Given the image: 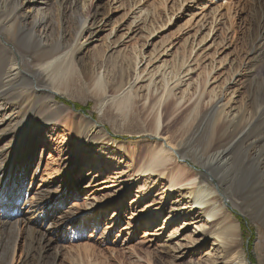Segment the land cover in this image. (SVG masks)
<instances>
[{
    "label": "rangeland",
    "instance_id": "rangeland-1",
    "mask_svg": "<svg viewBox=\"0 0 264 264\" xmlns=\"http://www.w3.org/2000/svg\"><path fill=\"white\" fill-rule=\"evenodd\" d=\"M82 5L91 7L92 11L97 7L103 15L95 26L96 35L83 40L79 64L68 77L70 88L67 84L59 88L56 101L68 110L55 132L43 141L39 169L28 181L30 201L35 202L36 194L60 177L80 139V127L88 121L86 117L92 116L104 128L105 136L93 151L80 157V167L72 177L77 192L53 217L60 232L50 235L54 243L46 258L52 261L57 254V264H212L210 255L218 254V243L212 240L206 246L201 241L212 220L203 211L189 209L188 190L174 193L161 176L140 174L145 156L135 160L134 154L157 142L150 132L140 131L155 109L156 97L152 98L151 93L154 89L157 97L162 96L164 88L160 81L178 69L183 60L191 65L193 72L192 81L175 91L176 106L181 107L175 115L178 123L189 115L193 117L192 106L195 118L198 108L219 100L221 113L217 116L225 124L240 117L239 130L246 126L251 113V94L259 88L264 91V52L252 53L259 35L257 8L251 0H83ZM52 7L56 32L63 27L68 38L75 40V17L67 10L60 11L54 1ZM135 51H141L140 57L136 58ZM135 74L140 81L130 86L127 83ZM152 74L156 75L151 78ZM97 78L107 86L101 98L95 97ZM122 84H127L123 90ZM125 95L130 96L131 102L126 111L121 105ZM28 104L24 100L15 106L25 122L39 117L27 108ZM72 104L83 107L89 104V108L86 112L78 111ZM237 112L240 114L235 118ZM258 118L248 128L253 129L255 137L251 132L244 145L256 139L264 143V114ZM217 125L216 117L213 122L202 124L195 133L215 132ZM236 168L231 180L237 187L233 186L229 195L224 187L221 191L226 197L232 196L240 207L243 203L248 206L249 213L244 207L242 212L231 209L240 225L237 250L245 253L249 264H264V219L251 212L257 205L264 217V185L249 166ZM216 182L217 179L212 181ZM170 211L177 212L178 220L164 236L156 231L167 221ZM92 216L99 220V227H95ZM237 216L243 218L246 233ZM147 217L156 219L148 222L149 225H141ZM163 243L170 245L172 254V251L161 252ZM18 245L17 262L22 258L23 238Z\"/></svg>",
    "mask_w": 264,
    "mask_h": 264
},
{
    "label": "bare ground",
    "instance_id": "bare-ground-1",
    "mask_svg": "<svg viewBox=\"0 0 264 264\" xmlns=\"http://www.w3.org/2000/svg\"><path fill=\"white\" fill-rule=\"evenodd\" d=\"M53 1L60 11L67 10L75 17V40L68 38V32L63 27L56 32ZM82 1L0 0V208L3 211V214H0V264H57V254L52 261L45 256L51 252L50 248L54 243L50 235L60 232L53 217L58 208L63 207L77 192L78 187L72 177L80 167V157L84 158L87 155L85 153L93 151L105 136L104 128L92 116L86 117L88 121H85L84 127H80V139L78 137L79 140L70 153L62 174L36 194L35 202L30 201L31 190L28 189V181L30 177H35L39 169V153L43 141L55 132L68 110L64 104L56 101L59 88L62 84L69 86L68 77L76 71L79 57L83 54V40L96 35L95 26L103 15L97 7L92 11L91 7L83 6ZM251 2L257 8L256 22L259 25V35L255 39L257 43L252 53L259 54L264 52V0ZM2 38H5L4 42ZM135 54L138 58L141 51H135ZM178 66V69L177 65L174 67L177 71L174 69L160 81L164 88L161 97H157L154 89L152 90L151 97H156L155 109L150 119H145V124L140 128L142 132L153 134L157 142L149 148L135 152L134 159L145 156L140 174L161 176L170 184L169 190H174V193L188 190L186 195L189 200L187 205L191 206L189 209L203 211L204 215L212 220V226L202 233L201 239L206 246L210 245L212 240L214 244L218 243V254L210 255L212 264H249L245 253L237 250L240 243V225L231 212V209L242 212L244 207V211L249 213L248 206L243 203V207H240L239 202H233L232 196L226 197L222 193L221 187L225 188L228 195L232 193L234 183L231 178L238 166H249L251 173L255 177H261L264 185V143L261 144L263 140L256 139L251 144H243L251 132L255 137L253 129L248 128L264 114L263 88L251 94V113L242 130H239V112L235 117H239V120L231 124H225L221 116H217L221 113L219 100L216 104L198 108L195 118L192 106L190 114H193V117L189 115L185 121L178 123L175 115L181 107L176 106L175 91L192 81L193 72L191 65L184 60ZM155 75L152 74L151 78ZM97 79L94 83L98 91L95 97L101 98L107 91V86L104 80ZM137 81H140L138 74L127 84L133 85ZM127 84H122L121 89L126 88ZM129 95H125L128 98L121 99L124 108L127 105L129 108L131 103ZM24 100L29 102L27 108L39 117L27 122L21 119L15 106ZM124 110L126 111V108ZM216 117L218 125L215 132L195 133L202 124L213 122ZM194 120L197 122L196 126ZM189 161L194 166H191ZM216 179L218 182L212 183ZM7 186L9 188L5 191ZM242 191L240 190V193L244 194V190ZM136 197L139 198V195ZM26 207L27 212L24 214ZM260 211L257 205L251 209L255 217L264 219ZM176 213L168 212L167 221L162 223L156 232L164 236L168 234L178 220ZM93 217L95 227H99V220L96 216ZM155 219L147 217L140 224L147 225ZM21 225H24V228ZM21 238L24 239L23 254L17 262L16 252ZM163 251L170 254L172 248L163 243L161 252Z\"/></svg>",
    "mask_w": 264,
    "mask_h": 264
},
{
    "label": "trees",
    "instance_id": "trees-1",
    "mask_svg": "<svg viewBox=\"0 0 264 264\" xmlns=\"http://www.w3.org/2000/svg\"><path fill=\"white\" fill-rule=\"evenodd\" d=\"M61 101H63L66 105H70V102H68L67 100H65V99H60ZM75 107H76V109H78V110H82V111H88V108H89V104L87 105V106H81V105H79V104H75ZM237 218L240 220V222H241V228H242V231H243V233H246L247 232V226H245V223H244V220H243V218H241L240 216H237ZM255 239V237H252V240H254ZM252 246H253V243L251 242V244H250V247H249V250L252 252ZM250 257H252L253 259L252 260H254L255 258H254V256L252 255V256H250Z\"/></svg>",
    "mask_w": 264,
    "mask_h": 264
},
{
    "label": "water",
    "instance_id": "water-1",
    "mask_svg": "<svg viewBox=\"0 0 264 264\" xmlns=\"http://www.w3.org/2000/svg\"><path fill=\"white\" fill-rule=\"evenodd\" d=\"M73 109L75 110V104H72ZM79 111V110H78ZM84 113V112H83Z\"/></svg>",
    "mask_w": 264,
    "mask_h": 264
}]
</instances>
